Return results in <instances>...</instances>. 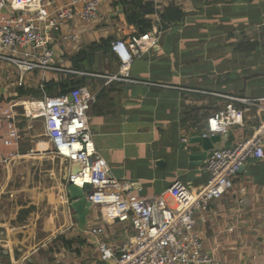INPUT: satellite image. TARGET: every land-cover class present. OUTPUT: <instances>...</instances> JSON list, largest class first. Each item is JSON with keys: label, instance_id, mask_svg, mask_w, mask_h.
<instances>
[{"label": "crops", "instance_id": "0c3cea01", "mask_svg": "<svg viewBox=\"0 0 264 264\" xmlns=\"http://www.w3.org/2000/svg\"><path fill=\"white\" fill-rule=\"evenodd\" d=\"M51 1L55 8L70 2ZM140 1L103 0L95 21L77 19L57 28L53 44L62 64L73 68L71 57L92 43L135 34L131 17L125 11ZM147 1L153 2L155 8L153 14L146 15L152 21V29L160 25L158 18L172 3L186 16L163 28L156 48L135 58L129 80L91 75L85 85L97 96L89 111V124L99 153L116 177L132 181L139 194L150 197L166 192L178 179L193 190L205 186L209 176L206 159H192L193 155L203 153V145L192 139L202 137L210 115L230 101L220 95L264 98V0H142ZM63 35L77 38L65 40ZM242 41H258L259 45L252 51H241L237 47ZM93 54L95 74H121L120 60L114 52L97 49ZM65 77L66 74H60L47 78L59 81ZM42 78L39 72L31 74L23 87L37 88ZM17 81L15 69L0 62L3 99L10 101L18 95H29L20 93ZM236 105L245 107L241 103ZM16 111L20 122L31 120L24 106L19 105ZM245 120L247 126L232 127L227 134L220 135L214 148L231 146L254 134L264 124V111L253 107L246 111ZM43 130L40 136L46 140H36L30 150L18 149L21 155L28 154L21 158H48L50 142L44 126ZM67 174L68 169L61 175L63 181L52 186L59 189V194L46 189L47 200L57 201L58 205L70 203L69 212L76 219L79 234L93 247L86 248L80 260L84 264H98L99 254L95 258L88 254V250L97 252L95 240L85 231L99 220L89 211L85 225L80 226L78 214L67 199ZM207 219L199 230L207 248L221 264H264V159H252L243 167L236 187L213 204ZM4 225L0 217L2 240L10 229ZM126 228L118 222L107 225L109 233L117 234L111 238L116 244L127 238ZM31 262L17 259L12 248L6 247L5 264Z\"/></svg>", "mask_w": 264, "mask_h": 264}, {"label": "built area", "instance_id": "2783aa9c", "mask_svg": "<svg viewBox=\"0 0 264 264\" xmlns=\"http://www.w3.org/2000/svg\"><path fill=\"white\" fill-rule=\"evenodd\" d=\"M102 2L70 0L55 8L51 0H0V62L15 69L17 86L23 87L28 76L36 72L43 75L39 83L43 90L48 75L71 73L129 80L135 58L159 45L163 33L159 18L156 29L111 41V49L120 60L119 75L66 68L53 44L57 28L77 19L95 21ZM76 38L63 35L65 40ZM2 96L0 84V164L10 165L17 157L28 155L18 152L21 136L16 108L22 105L30 119L42 120L54 154L68 164L65 186L68 182L82 189L91 186L86 196L99 223L90 225L85 233L94 238L102 264H221L207 248L200 224L207 223L213 204L236 187L240 169L252 159H264V124L251 136L208 154L205 169L209 176L201 189L193 190L178 179L166 192L148 197L139 194L132 181L116 177L99 153L89 124V111L97 96L87 85L57 95H18L10 101ZM220 96L230 101L210 115L202 137L247 126L245 113L253 107L264 111V98ZM74 162L79 164L76 173ZM117 222L127 225L122 244L113 242L111 238L117 234L107 229L108 224ZM4 243L0 239V264H5Z\"/></svg>", "mask_w": 264, "mask_h": 264}, {"label": "rangeland", "instance_id": "374dc122", "mask_svg": "<svg viewBox=\"0 0 264 264\" xmlns=\"http://www.w3.org/2000/svg\"><path fill=\"white\" fill-rule=\"evenodd\" d=\"M19 126L20 151L32 149L36 140L44 138L40 136L43 124L37 119L23 120ZM48 154L43 160L17 157L10 165L0 164V217L6 224L3 227L10 228L4 244L17 259L32 260L31 264H84L81 253L93 247L79 234L70 203L47 200L48 190L59 194L52 186L61 182L68 164L56 157L51 143ZM65 240H74L71 248ZM88 251L90 257L98 256L94 250Z\"/></svg>", "mask_w": 264, "mask_h": 264}, {"label": "trees", "instance_id": "16d2710c", "mask_svg": "<svg viewBox=\"0 0 264 264\" xmlns=\"http://www.w3.org/2000/svg\"><path fill=\"white\" fill-rule=\"evenodd\" d=\"M130 12H127V15L132 21L136 31L135 34L145 33L152 29V21L146 18V15L153 14L155 12L154 3L151 1H147L145 3L142 0L139 3H136L131 7ZM186 16V13L175 3L170 4L165 11L160 15L161 25L163 28L171 23L181 22ZM134 34V33H133ZM111 40L103 39L100 43H92L89 46L81 48L76 55L71 57L72 65L75 70L84 71L88 73H94V61L95 55L93 51L97 49L104 50L105 53L113 52L111 49ZM259 45L258 41L250 42V41H242L239 43L237 49L241 51H252L256 49ZM88 75H77V74H66V77L62 80L55 81L54 79L49 80L45 83L44 90L41 89L40 86L37 88H27L20 87L21 94H29L41 97L44 93L48 95H57L67 93L79 86H83L86 84L88 80ZM74 240H65L66 247L71 248Z\"/></svg>", "mask_w": 264, "mask_h": 264}, {"label": "water", "instance_id": "95a60500", "mask_svg": "<svg viewBox=\"0 0 264 264\" xmlns=\"http://www.w3.org/2000/svg\"><path fill=\"white\" fill-rule=\"evenodd\" d=\"M220 135H213L211 137H195L192 139V142H200L203 145V153L199 155H193L192 159H206L208 154L214 150V143L220 140ZM162 162V161H160ZM78 162H74L72 165L73 172L78 171ZM243 168L240 169V171ZM66 190L71 199V206L74 208L79 217V224L83 227L87 220V215L90 211L91 203L87 199L86 194L90 192L91 186L87 185L85 188H80L71 182H68L66 185Z\"/></svg>", "mask_w": 264, "mask_h": 264}]
</instances>
